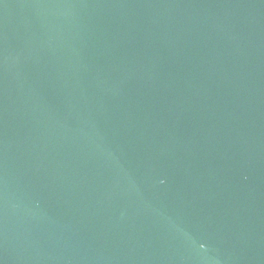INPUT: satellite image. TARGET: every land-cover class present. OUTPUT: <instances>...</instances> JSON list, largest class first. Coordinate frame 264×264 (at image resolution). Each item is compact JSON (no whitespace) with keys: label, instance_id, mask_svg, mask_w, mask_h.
<instances>
[{"label":"water","instance_id":"obj_1","mask_svg":"<svg viewBox=\"0 0 264 264\" xmlns=\"http://www.w3.org/2000/svg\"><path fill=\"white\" fill-rule=\"evenodd\" d=\"M0 264H264V0H0Z\"/></svg>","mask_w":264,"mask_h":264}]
</instances>
